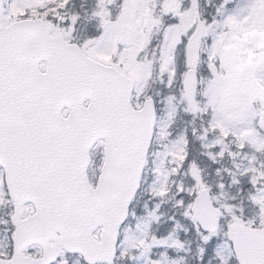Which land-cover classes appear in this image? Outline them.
I'll use <instances>...</instances> for the list:
<instances>
[{"label":"snow or ice","instance_id":"6c2138e0","mask_svg":"<svg viewBox=\"0 0 264 264\" xmlns=\"http://www.w3.org/2000/svg\"><path fill=\"white\" fill-rule=\"evenodd\" d=\"M0 264H264V0H0Z\"/></svg>","mask_w":264,"mask_h":264}]
</instances>
